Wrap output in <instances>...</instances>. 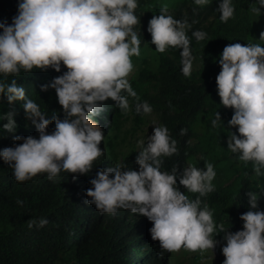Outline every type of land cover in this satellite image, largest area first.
<instances>
[{"label":"clouds","instance_id":"clouds-1","mask_svg":"<svg viewBox=\"0 0 264 264\" xmlns=\"http://www.w3.org/2000/svg\"><path fill=\"white\" fill-rule=\"evenodd\" d=\"M194 2L204 6L208 0ZM256 4L259 7L254 4L251 11L260 13L264 0H256ZM137 7V0H21L12 24L0 23V74L19 75L21 70L49 67L60 72L61 63L67 68V72L41 88L55 89L65 113L63 120L56 115L51 121L47 119L14 80L9 85L0 83V94H5L9 103L23 101L24 112L39 132V139L17 136L15 139L22 143L0 151L17 182L41 173L50 180L61 171L84 175L104 154L99 145L105 134L93 117L101 115L102 103L108 99L125 113L130 108L129 97L138 100L127 79L134 67L131 57L140 54V40L133 30L139 23L134 14ZM217 11L221 22L226 23L235 9L231 0H222ZM168 13V7H162L160 14L149 21L147 31L157 52L164 53L168 47L182 49V73L187 77L194 60L186 33L190 25L186 19L177 20ZM206 35L203 31L192 33L197 42ZM260 40H264V32ZM219 64L218 96L225 108L234 109L229 126L236 127L239 133L229 135L228 150L239 160L252 162L256 176H264V47L229 44ZM136 112L150 114L152 108L147 102L137 103ZM13 116L9 112L2 117L8 121L3 125L8 132L16 128ZM52 122L55 130L48 134L46 129ZM218 122L221 117L216 112L212 126ZM186 134V129L180 130V135ZM176 144L167 127H154L146 146L144 141L138 142L141 150L135 162L139 171H125L120 165L99 170L90 181L92 188L86 192L90 199L85 203L95 205L101 213L115 215L118 209H124L146 217L153 225L152 239L168 252L213 249L216 241L211 237L216 225L212 212L206 205L201 207L199 198L189 199L179 191L176 169L171 174L160 170L161 157L176 154ZM205 168L206 171L189 165L179 184L200 196L214 191V166L206 163ZM246 195L250 210L240 216L243 230L225 235L223 264H264V212L255 210V193L249 191ZM17 203L22 205L23 201ZM47 224L45 218L38 224L36 220L28 221L29 228ZM220 231H224L222 225Z\"/></svg>","mask_w":264,"mask_h":264},{"label":"trees","instance_id":"trees-1","mask_svg":"<svg viewBox=\"0 0 264 264\" xmlns=\"http://www.w3.org/2000/svg\"><path fill=\"white\" fill-rule=\"evenodd\" d=\"M20 2L0 0V23L12 24ZM221 2L208 0L206 5L198 6L194 0H137L134 14L139 23L133 30L137 33L139 29L140 54L131 60L141 58L142 64L128 81L138 100L129 97L127 113L117 108L111 99L102 103L104 111L93 120L102 127L103 134L113 126V136H109L108 141L102 140L99 147L104 154L94 162L89 173L61 171L52 180L41 173L20 183L14 179L10 165L0 157V264H176L173 252L163 250L159 241L152 239L150 229L153 225L146 217L124 209H118L115 215L101 213L95 205L85 203L90 199L86 195L92 188L90 181L96 178L99 170L120 165L125 171H139L135 161L140 150L121 156L117 149L127 136L121 129L123 123L132 120L136 131L144 123L147 114L136 112V104L144 102L151 106L160 126L167 127L171 138L177 142L176 154L161 157L160 170L171 174L176 169L179 191L189 199L199 198L201 207L206 205L212 212L216 230L211 238L220 242L219 264H223L225 235L243 230L240 216L250 210L246 195L249 191L258 198L255 210L264 212V176L255 175L252 162L240 167L237 154L229 155V135L239 136V133L236 127L229 126L234 109L221 104L216 77L221 71L219 61L225 46L240 43L264 47V40H260V33L264 32V8L260 13H253L251 7L254 4L259 7L256 0H231L234 15L225 23L221 22L217 11ZM164 6L174 19H186L190 25L186 33L194 60L187 77L182 73V49L168 47L164 53L157 52L147 31L149 21L158 16ZM194 31L205 32L206 38L197 42L192 36ZM65 72L67 68L61 63L60 72L49 67L31 72L21 70L19 75L0 74V83L9 85L14 80L47 119L51 121L56 115L63 120L65 113L55 89L49 87L42 91L41 88ZM22 105L23 101L9 103L6 95L0 94V151L22 143L15 139L17 136L39 139V132ZM9 112L14 113L16 128L13 132L3 128L8 121L2 117ZM216 112L221 122L213 127L211 121ZM201 118L204 131L197 133L195 126ZM181 129H186L187 134L180 135ZM54 130L52 122L46 132L51 134ZM197 153L199 160L195 159ZM190 162L205 171L206 163L213 164L215 173L222 175L224 180L217 181L214 191L204 196L188 192L179 180ZM41 218L48 220L45 227H28V221L36 220L38 224ZM221 225L224 231H220Z\"/></svg>","mask_w":264,"mask_h":264},{"label":"rangeland","instance_id":"rangeland-1","mask_svg":"<svg viewBox=\"0 0 264 264\" xmlns=\"http://www.w3.org/2000/svg\"><path fill=\"white\" fill-rule=\"evenodd\" d=\"M138 32L139 29H137V34ZM149 53L152 52L150 51ZM132 63L134 67H133V71L127 77L128 80L139 69L140 65L142 64V59L140 58V59L132 60ZM198 65L200 64L199 63L196 64V67H198ZM158 126H160L158 118L152 112L145 116L144 123L141 125L139 129H137V131L133 127L132 120H127L125 123L122 124L121 127V129H123L124 131V134H126L127 136L124 139L125 141L121 140L123 142H120L121 145L117 149V154L122 156L132 152L133 150H141V148L138 146V142L144 141L146 143L147 138L153 134L154 127H158ZM112 127L113 126H111L109 131L104 135L103 141H108L109 136L111 135L113 136ZM195 130L197 133H203L204 123L202 118L200 119L199 123L195 126ZM193 142L195 143L196 140H193ZM229 155L233 157L232 155H234V153L229 152ZM195 159L196 160L200 159L199 153L196 154ZM244 163H245L244 161L237 159V166L241 167V165ZM189 165L193 166V163L190 162L188 166ZM223 180L224 177L216 173L215 178L212 181V184L214 185L217 183V181H223ZM215 241H216V246L213 249H207L203 251L198 250L196 252H192L181 248L180 251L173 252L175 258L174 260L176 264H219L220 256L218 252V246L220 242L218 240Z\"/></svg>","mask_w":264,"mask_h":264}]
</instances>
